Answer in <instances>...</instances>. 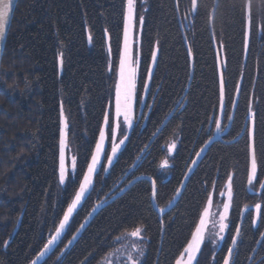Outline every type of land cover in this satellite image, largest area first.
<instances>
[{
	"label": "trees",
	"instance_id": "1",
	"mask_svg": "<svg viewBox=\"0 0 264 264\" xmlns=\"http://www.w3.org/2000/svg\"><path fill=\"white\" fill-rule=\"evenodd\" d=\"M248 2L196 0L192 9V0H137L138 15L145 18L139 76L145 81L151 68L146 103L152 110H143L146 119L131 133L119 162L110 173L101 174L95 191L74 214L69 230L40 264H99L117 246L116 238L132 230L131 220L147 228L142 264H173L179 242L193 227L198 209L206 206L202 182H215L219 193L227 183L225 174L233 176L230 220L239 223L237 212L249 206L236 264H260L264 247H257L255 241L264 227L252 226L251 209L256 203L264 205V191L259 184L249 190L247 184L245 120L251 103L256 112L259 158L264 151V29L257 22L264 23V0H250L254 26L245 49L240 9ZM123 4L124 0L16 2L0 67V264H29L35 259L42 243L54 234V222L62 218L60 209H66L69 193L78 188L58 182L61 101L69 120V145L82 158L92 146L112 98L115 76L108 71V41L103 29L111 34L115 68ZM153 51H157L155 65ZM221 70L227 93L234 95L237 85L241 93L236 108L228 111L233 120L224 121L226 131L215 136V126L205 121L212 118L217 105ZM165 117L169 118L163 124ZM213 135L198 158L195 153ZM173 138L178 145L166 175L160 164L166 157L165 145ZM192 160H197L195 166ZM133 163L139 165L138 170L130 167ZM188 168L193 171L189 173ZM217 169L222 180L217 178ZM146 176L157 180L159 207L166 208L175 198L162 224L151 206ZM259 178L264 180V175ZM128 179L135 183L113 197ZM181 183L185 188L176 197L174 190ZM105 197L107 202L93 211ZM80 224L85 227L78 232ZM73 236L76 239L68 245ZM6 240L5 247L2 242ZM214 252L211 244L205 246L198 257L200 264H213ZM215 257L219 261L220 253L215 252Z\"/></svg>",
	"mask_w": 264,
	"mask_h": 264
},
{
	"label": "snow or ice",
	"instance_id": "2",
	"mask_svg": "<svg viewBox=\"0 0 264 264\" xmlns=\"http://www.w3.org/2000/svg\"><path fill=\"white\" fill-rule=\"evenodd\" d=\"M14 0H0V41L5 39L6 29L9 22L10 13L13 10ZM137 0H124L122 13H121V34L118 37V46L116 49V67L113 68L112 60V44L111 34L105 27L103 33L107 38V53L108 61L107 67L110 73L115 76V84L113 87L112 98L108 101L106 110L102 113V121L97 128V136L92 141V146L89 148L87 154L82 158L77 154L68 155L69 145V120L64 113L63 102L61 101L60 115L63 118V128L60 131V139L58 144V182L60 185L66 183L78 185L72 193H69L68 199L65 201L66 209L61 207V217H57L58 223L54 222V234H49L46 242L42 243V247L39 249L36 258L29 261V264H40L45 256L53 252L57 243L61 241V237L70 228V222L74 218V214L77 209L82 206V203L91 196V193L95 191L96 184L102 173H110V170L114 167L115 163L119 162L120 155L126 146V143L130 140V135L134 131L135 127L139 126V121L146 119L143 115V110L147 108L152 110V105L146 103V98L149 96L148 81L151 80L152 70L149 68L146 73V80L141 82L139 76L140 59L136 52L137 36H142L143 26L145 18L143 15H138ZM196 8V0H192V9ZM191 11V10H190ZM242 15V23L245 32V49H247L248 38L253 32V16L251 11L250 0L240 9ZM194 14V13H193ZM211 18L215 19V8L212 9ZM257 27L264 29V23L257 22ZM87 39L89 42L93 40V35L89 29ZM189 52H191L189 46ZM219 55V52L217 53ZM60 65H63V53H59ZM152 64L156 63V51L151 54ZM226 63V58L223 61ZM241 93L239 85L234 89V95L228 94L225 86V79L223 71L221 70L219 76V91L217 105L212 109V118H206V123L215 126L217 133H223L226 131L224 121H232L233 116L228 115V111L235 109L237 106V98ZM153 103H155V96L152 97ZM138 112L140 115H138ZM166 118V117H165ZM255 118L256 112L252 109L251 103L247 108V117L245 120L248 127L245 129L246 134L249 137L248 142V165H247V184L249 190L256 184L264 191V180H260V176L264 175V151L260 153L258 158L257 147L255 140ZM157 131H162L158 129ZM156 135V133H153ZM239 135V133L237 134ZM215 136H211L204 148L200 149V152L195 153L198 158H201V154L205 152L208 144L212 143ZM177 140H173L171 144L165 145V149L169 152L176 150ZM147 148V146H145ZM140 156L136 157L139 161ZM191 164L195 166L197 160H192ZM165 165L167 162L165 161ZM132 169H137L139 165L133 163L130 166ZM187 171L191 173L193 168H188ZM217 178L223 179L219 169H217ZM134 176V173L132 174ZM227 183L225 185L226 191L217 193L215 191V182H202L206 206L202 209H198L196 218L193 220V227L190 228L187 236L181 240L177 246L176 252L173 254V264H200L199 256L202 255V250L208 244H211L215 252L220 253V260L217 261L215 252L213 254V264H236V255L238 254L239 243L243 242L242 227L244 224V214L249 211V206L245 205L243 211L237 212V218L239 223H234L230 220V212L233 208V176L231 174H225ZM140 179V178H136ZM189 179L188 175L184 176V180ZM149 189L148 195L153 210L157 212L158 220L163 221L165 208L159 207V201L157 200L158 187L157 180L154 177H149ZM126 186H131L135 183L134 179H128ZM185 188V184L181 183L180 188L175 189L176 197L181 195L180 189ZM117 191L123 192L125 188L117 187ZM214 195H219L225 198L222 208L217 206L215 213L211 212L213 206ZM105 200L99 201L96 204V209L102 207L107 202ZM174 199L169 200V207L174 206ZM264 205L256 203L251 211L254 212V216L251 218V224L253 227H264V213H262ZM91 215V213H89ZM132 226L130 232H124L122 235L125 239L131 237L143 242V233L147 228L145 225L138 223L136 220L129 222ZM85 227L84 224H80V228ZM76 237L73 236L71 240H68V245L72 244V241ZM117 240L120 237L116 238ZM11 240V235L9 236ZM9 240L3 241V245L6 247ZM257 247H264V231L259 232V238L255 241ZM131 251L124 257V264H142V257L144 255L141 243H133L130 245ZM255 252V249H253ZM119 252V249L116 250ZM260 264H264V258H261Z\"/></svg>",
	"mask_w": 264,
	"mask_h": 264
},
{
	"label": "rangeland",
	"instance_id": "3",
	"mask_svg": "<svg viewBox=\"0 0 264 264\" xmlns=\"http://www.w3.org/2000/svg\"><path fill=\"white\" fill-rule=\"evenodd\" d=\"M140 37L141 36H139V35L137 36V46H136V52H137L139 59H140L139 42L141 39ZM214 134H215V136H218V135H221L223 133H217L216 130L214 129ZM174 139L177 140V138H173L168 142V144H171ZM177 145H178V143H177ZM174 152H175V150L171 151V152L166 150V157L163 158V160L161 161V164H160V170L163 174H166V175L169 174V168L171 166V156L174 154ZM67 154L69 156L74 154L70 145H68ZM165 161L167 162V165H165ZM221 191H226V187H224V189ZM119 192L120 191H118L113 197H116L122 193V192H120V193ZM224 202H226L225 198H222L219 195H214L213 206L211 208V212L215 213L217 211V206L222 208V205ZM130 231H128V232H130ZM119 237H120V239L118 240L117 246L110 253H108V255H106V257L99 264H124V257L126 256V254L128 252L131 251L130 245L133 243H141V246H142L144 254H145V252H146L145 237H144L143 242H140V241L136 240V238H131V237L125 239L122 234ZM117 249H119V252H116ZM143 257H144V255H143ZM143 257L141 258L142 260H143Z\"/></svg>",
	"mask_w": 264,
	"mask_h": 264
},
{
	"label": "water",
	"instance_id": "4",
	"mask_svg": "<svg viewBox=\"0 0 264 264\" xmlns=\"http://www.w3.org/2000/svg\"><path fill=\"white\" fill-rule=\"evenodd\" d=\"M16 2L17 0H14V5H13V10L12 12L10 13V16H9V22H8V25H7V29H6V35H5V39L3 41H0V65H1V60H2V55H3V51H4V46H5V42H6V38H7V34H8V31H9V27H10V24H11V20H12V17H13V13H14V10H15V6H16ZM149 83V82H148ZM169 118V117H168ZM62 128H63V121H62ZM155 137V136H154ZM146 177H151V176H146ZM127 187L129 186H125L124 188L127 189ZM120 193V192H119ZM168 208L166 207L165 208V211L167 210ZM92 215V214H91ZM91 215H89V217L87 218L90 219ZM46 257V256H45ZM44 257V258H45ZM36 258V257H35ZM43 258V259H44ZM41 262V261H40Z\"/></svg>",
	"mask_w": 264,
	"mask_h": 264
},
{
	"label": "bare ground",
	"instance_id": "5",
	"mask_svg": "<svg viewBox=\"0 0 264 264\" xmlns=\"http://www.w3.org/2000/svg\"><path fill=\"white\" fill-rule=\"evenodd\" d=\"M139 51L141 52V49H140V42H139ZM156 53H157V51H156ZM0 67H1V65H0ZM167 119H168V117L164 120L163 124L166 123Z\"/></svg>",
	"mask_w": 264,
	"mask_h": 264
}]
</instances>
